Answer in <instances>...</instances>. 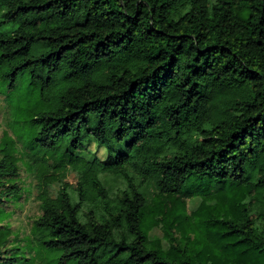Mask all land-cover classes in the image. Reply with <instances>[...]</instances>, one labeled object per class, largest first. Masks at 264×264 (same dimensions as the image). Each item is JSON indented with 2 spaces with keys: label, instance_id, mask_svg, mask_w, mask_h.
Here are the masks:
<instances>
[{
  "label": "trees",
  "instance_id": "16d2710c",
  "mask_svg": "<svg viewBox=\"0 0 264 264\" xmlns=\"http://www.w3.org/2000/svg\"><path fill=\"white\" fill-rule=\"evenodd\" d=\"M0 98V264H264V0H0Z\"/></svg>",
  "mask_w": 264,
  "mask_h": 264
},
{
  "label": "rangeland",
  "instance_id": "374dc122",
  "mask_svg": "<svg viewBox=\"0 0 264 264\" xmlns=\"http://www.w3.org/2000/svg\"><path fill=\"white\" fill-rule=\"evenodd\" d=\"M0 124L3 125V128H0V135L5 129L6 132H8V135L11 139L15 140V137L9 130V128H6V110H5V104L1 101L0 98ZM16 147L18 151L21 149V144L18 142L16 143ZM87 150L93 152L95 151L96 145L95 142L89 141L87 146ZM21 151V150H20ZM99 155H104V151L98 150ZM48 164H52L51 160H48ZM45 173V172H44ZM47 182L44 181L41 185H38L39 182L36 180V177L30 178L29 183L26 184V187L28 189V194L26 195V200L22 203L21 208L14 214V220L19 228L23 230V232H26L29 234V221L30 218H33L37 215V202H36V196L38 194V187L44 186L47 184V189L51 195V197H55L58 190L64 187V185L70 186V191L73 192L75 187L77 186L78 182V176L75 172L71 171L69 168H66L64 170H60L59 172H53L51 170L47 173ZM104 179L107 187L112 191L116 192L117 189H121L124 187L123 182L120 179L110 178L108 176L104 177ZM74 196V195H72ZM200 204V199H194L190 202L189 208L191 210H195L197 206ZM163 231L160 228H155L149 233V238H160L162 239V246L164 249L167 248L166 242L163 240Z\"/></svg>",
  "mask_w": 264,
  "mask_h": 264
}]
</instances>
